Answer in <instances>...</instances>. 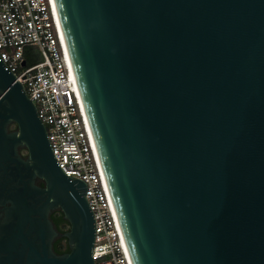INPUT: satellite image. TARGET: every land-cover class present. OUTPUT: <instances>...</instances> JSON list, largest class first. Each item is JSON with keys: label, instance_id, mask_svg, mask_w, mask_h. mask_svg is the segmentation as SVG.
Returning a JSON list of instances; mask_svg holds the SVG:
<instances>
[{"label": "water", "instance_id": "obj_1", "mask_svg": "<svg viewBox=\"0 0 264 264\" xmlns=\"http://www.w3.org/2000/svg\"><path fill=\"white\" fill-rule=\"evenodd\" d=\"M56 1L133 264H264V0ZM85 191L0 60V264H95Z\"/></svg>", "mask_w": 264, "mask_h": 264}, {"label": "built area", "instance_id": "obj_2", "mask_svg": "<svg viewBox=\"0 0 264 264\" xmlns=\"http://www.w3.org/2000/svg\"><path fill=\"white\" fill-rule=\"evenodd\" d=\"M28 45L38 46L42 59L22 66ZM0 60L35 104L59 167L86 184L94 216L95 264H133L55 0H0Z\"/></svg>", "mask_w": 264, "mask_h": 264}, {"label": "trees", "instance_id": "obj_3", "mask_svg": "<svg viewBox=\"0 0 264 264\" xmlns=\"http://www.w3.org/2000/svg\"><path fill=\"white\" fill-rule=\"evenodd\" d=\"M25 61H26V65L27 66H31L34 65L36 63H38L40 60H36L34 59L31 54L29 49L26 47L25 48ZM55 222L60 226L61 230H68L69 229V222L63 217V213L61 210H58L54 213L53 216ZM66 239H64L65 241ZM62 239H60L57 243V250L59 252H68L69 246L66 242H64Z\"/></svg>", "mask_w": 264, "mask_h": 264}, {"label": "flooded vegetation", "instance_id": "obj_4", "mask_svg": "<svg viewBox=\"0 0 264 264\" xmlns=\"http://www.w3.org/2000/svg\"><path fill=\"white\" fill-rule=\"evenodd\" d=\"M16 130H17V125H16V124H11V125H9V127H8V132H14V131H16ZM18 151H19L20 155H21L23 158H27V157H28L27 149H25L23 146H19ZM37 183H38V184H41V185L44 184L43 181L40 180V179L37 180ZM56 211H58V210H55V211H52V212H51V214H50V219H51L52 223L54 224V227H55L60 233H62V232H64V231H66V230L62 231L61 228H60V226L55 222V220H54V218H53L54 213H55ZM3 215H4L3 207H2V205H0V224L2 223ZM63 217H64V215H63ZM60 239H62L63 241H64V239H66L64 242H66L67 244H68V240H67L66 237H64V236H62V235L57 236V237L53 240V249H54V251H55L56 253H60V254H61V253H65V252H59V251L57 250V244H58L57 242H58ZM68 246H69V245H68Z\"/></svg>", "mask_w": 264, "mask_h": 264}, {"label": "bare ground", "instance_id": "obj_5", "mask_svg": "<svg viewBox=\"0 0 264 264\" xmlns=\"http://www.w3.org/2000/svg\"><path fill=\"white\" fill-rule=\"evenodd\" d=\"M55 3H56V6H57L58 19H59V24H60L61 32H62V35H63V39H64V41H65V44H66V46H67V49H68V51H69V55H70V50H69V46H68V42H67V38H66V34H65V30H64V26H63V23H62V19H61L60 11H59L58 4H57V1H56V0H55ZM70 58H71V55H70ZM71 63H72V67H73V71H74L75 77H76L77 82H78V85H79V90H80L79 93H80L81 97H83V100H84V103H85V99H84V96H83V93H82L81 85H80V82H79V79H78V76H77V73H76V70H75V67H74V64H73L72 58H71ZM85 107H86L87 113L89 114L86 103H85ZM89 116H90V115H89Z\"/></svg>", "mask_w": 264, "mask_h": 264}, {"label": "rangeland", "instance_id": "obj_6", "mask_svg": "<svg viewBox=\"0 0 264 264\" xmlns=\"http://www.w3.org/2000/svg\"><path fill=\"white\" fill-rule=\"evenodd\" d=\"M27 48L30 51L31 56L36 59V60H41L42 59V54L40 51V48L36 45H28Z\"/></svg>", "mask_w": 264, "mask_h": 264}]
</instances>
